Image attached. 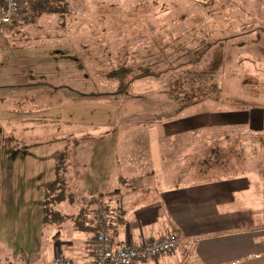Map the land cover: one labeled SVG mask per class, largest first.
<instances>
[{
  "label": "crops",
  "instance_id": "0c3cea01",
  "mask_svg": "<svg viewBox=\"0 0 264 264\" xmlns=\"http://www.w3.org/2000/svg\"><path fill=\"white\" fill-rule=\"evenodd\" d=\"M128 1L70 0L66 11L45 13L35 22L21 25L20 33L24 36L29 35L32 28L29 25L33 24L35 34L44 38L41 43L24 44L27 55L29 51L35 52V60L8 66L16 68L9 70V76L19 74L23 80L5 82L0 87L23 92V99L16 102L9 96L10 104L2 110L6 115L3 120L16 125L15 128L20 126L24 136L31 139L25 144L28 146L42 144L40 134L45 131L57 134L53 140L61 141L65 150L80 138L92 142L94 153L84 159L85 178L90 186H83V191L89 194H101L109 185L117 187L114 179L121 177L123 164H128L132 179L149 170L152 179L145 183L134 182V186L129 184L123 191L116 188L120 193L112 198L117 202L120 217L110 222L109 233L114 245L125 238L139 244L146 239L172 236L177 247L155 261L135 264H264V167L246 165L251 160L246 158L251 146L259 143L264 148V72L259 79L260 104L236 102L229 94L223 95L219 86L218 97L199 93L200 97H189L192 102L186 106L181 102V108L187 109L181 110L175 119L162 117L161 122L153 118L146 125L138 123L140 130L148 131L145 150L140 147L138 131V145L134 141L122 146L119 131L128 121L114 113L120 107L116 100H122L136 81L149 84L162 79L145 75L131 81L124 91L102 89L109 86L110 76H104L105 80L101 77L108 65L120 66L125 62L132 68L138 65L130 53L138 49L135 46L138 35L128 32L132 26L128 25L132 20ZM148 57L150 62L146 61V65H155L156 60L151 59L156 56ZM112 78L114 83L116 79ZM137 95L140 99L146 94L134 96ZM171 107L158 114L174 115ZM109 118H113L112 124L108 123ZM116 132V151L110 160L103 158L106 138ZM182 137L191 143L184 154L180 151ZM217 148L222 151L220 157L225 165L205 169L201 163ZM233 148L240 150L239 154L232 153ZM20 159L21 171H35L31 173L33 182L44 173L42 158ZM66 160V169H71L70 158ZM175 161L179 163V169H174L177 172L159 166ZM233 164L235 169L228 170ZM58 168L55 163L53 179ZM186 170L191 171L189 175ZM46 171L50 178V166ZM100 199L101 204L104 199ZM75 228L74 223L68 235L59 231L53 234L49 264H53V256L59 249L70 264H92L94 232L88 236ZM20 264L34 262L30 259Z\"/></svg>",
  "mask_w": 264,
  "mask_h": 264
},
{
  "label": "rangeland",
  "instance_id": "374dc122",
  "mask_svg": "<svg viewBox=\"0 0 264 264\" xmlns=\"http://www.w3.org/2000/svg\"><path fill=\"white\" fill-rule=\"evenodd\" d=\"M128 4L132 10L130 13L132 20L128 23L132 26L130 25L128 32L133 31L138 35L135 41L138 49L130 52L134 61L138 62V65L133 67V73L138 74L146 69L148 67L146 61L150 62L149 54H154L156 57L151 60H156V66L153 67L160 73L162 79L149 84L136 81L125 91L122 99L124 104L122 100H116L120 107L114 113L117 116L122 115L123 119L126 118L128 121L121 125L122 130L119 131L123 136L122 146L134 141L138 145L136 141L138 131L139 141L142 143L140 147L145 150L149 139L148 131L140 130L137 127L138 123L146 125L147 121L151 122L153 118L161 122L162 117L175 119L179 117L181 110L187 109L181 108V102L186 106L192 102L189 97H200L199 93L218 97L219 86L223 95L229 94L236 102H260L259 79L262 76L260 73L264 72V68L260 67L264 65V0H129ZM29 26L32 28L29 29L27 36L20 33V29L0 33L1 86H4L5 82L19 83L23 80L19 74L9 76V70H16L8 67L9 65L24 64L26 61L29 64L36 59L33 51H29L27 55L24 44L41 43L40 39L44 36H37L33 24ZM105 53L108 52L101 54ZM117 66L108 65L103 71L105 74L101 77L104 80V76H110L107 80L110 87L102 88L103 90L116 91L117 83L116 80L113 83L110 72L118 68ZM169 68H173L172 72H167ZM136 93L146 95L138 99L140 95L134 96ZM10 95L13 101L17 102L23 99V92L0 87V264H20L30 259L34 264H49L55 232L68 235L76 223L73 218L85 209L96 208L101 197L104 199L103 203L108 202L112 206H116L117 202L112 198L114 195L101 196L98 192L93 195L83 191V186H90V181L85 178L87 165L84 159L91 158V153H94L92 142H85L87 138H80L69 150H65L61 141L53 140L57 134L45 131L44 134H40L43 135L42 144L25 145L31 139L24 136L20 126L15 128L16 125H10L3 120L6 115L2 114V110L10 104L8 102ZM111 101L114 102V99ZM169 104L173 105L174 115H159L163 109L171 110ZM108 123L112 124L113 118H109ZM117 134L116 132L114 136L108 135L106 138L108 141H105L103 158L110 160L114 155ZM183 140L181 149L180 146L178 148L184 154L191 147V143L187 142L186 138ZM263 150L259 143L258 146H251L246 152V158L251 160L246 165L264 167ZM231 151L235 153L240 150L233 148ZM20 158H42L44 173L33 182L32 174L35 171H30L32 174L21 171L23 163ZM66 158H70L71 162L69 164L71 169L68 170ZM55 163L56 166L59 165L65 198L63 201L55 202L52 195L59 194L61 189L57 187L51 190L49 210L50 214L58 211L65 218L47 223L43 217L42 192L45 187L43 184H49L55 179L52 178ZM178 165L179 163L175 161L159 166L165 167V170H169L170 167L173 172H177L174 169L176 167L179 169ZM48 166L51 168L50 178L46 176ZM144 166L146 167L147 163ZM233 168L234 164L227 167L231 171ZM38 171H41L40 166ZM186 171L188 175L191 172ZM119 172L121 177L112 180L117 181V187L121 191L129 188V184L134 186V182L143 184L144 181L152 179L149 170H143L141 176L132 179L134 175L128 164H123ZM117 187L109 185L108 190L101 194L112 192ZM92 217L93 214L86 211L84 220ZM77 232L91 235L89 231Z\"/></svg>",
  "mask_w": 264,
  "mask_h": 264
},
{
  "label": "trees",
  "instance_id": "16d2710c",
  "mask_svg": "<svg viewBox=\"0 0 264 264\" xmlns=\"http://www.w3.org/2000/svg\"><path fill=\"white\" fill-rule=\"evenodd\" d=\"M68 2H70V0H27L25 1V5H26L25 8L21 11L22 18L17 19L13 17L11 21L6 24L0 23V33L4 31H8V30L18 31L21 25L35 22L36 18L38 16H41L42 14L57 12L60 10L61 11L67 10L68 4H69ZM61 6L62 8L60 9ZM2 8H4V3L2 0H0V10ZM245 32H248V31H245ZM224 39H227V38H224ZM153 66H156V64L151 65L150 67L148 66L146 69L141 70L138 74H134L133 73L134 69L125 62L123 65L118 66V68L111 70L110 75L116 79V83H117L116 90L124 91L125 89L128 88L131 81L139 77L145 76V75H152L155 77H159L160 73L156 72V68H154ZM172 70L173 68H169L167 72H172ZM252 103H255V101H253ZM221 152L222 151L219 148H217L216 150H213L212 152L208 154V159H206L203 163H201V165L205 166V169H208L212 166L219 167V166L225 165V161L223 160L222 157H220ZM57 187H59V189L61 190L59 191V194L52 195V199L55 200V202L63 201L65 198V190L63 186L61 185L60 174L58 171H57V176L55 177V179L49 184H46L43 190V199H42L43 217H44V221L47 223L58 222V220L65 218V216L62 214H59L58 211H56L55 214H50V210H49L50 197H51L50 191L56 189ZM116 193H120V190L116 189L113 192L100 194V195L109 196V195H113ZM104 204L109 207L110 222L112 223L114 219H116L117 217H120V214L118 213V207L114 205L112 206L108 202L101 203V204L99 203L98 207ZM97 208L85 209L82 211L80 215H78L77 217H74L73 219L76 222L75 229L81 232H84V231L94 232L98 228V226L93 224L94 221L92 218L88 220H84V217H85L86 211L93 214V212Z\"/></svg>",
  "mask_w": 264,
  "mask_h": 264
},
{
  "label": "built area",
  "instance_id": "2783aa9c",
  "mask_svg": "<svg viewBox=\"0 0 264 264\" xmlns=\"http://www.w3.org/2000/svg\"><path fill=\"white\" fill-rule=\"evenodd\" d=\"M4 8L0 10V23L6 24L14 18H21L25 0H2ZM93 221L98 228L93 234L92 264H135L147 260H157L166 252L177 247L172 236L159 239H146L135 244L130 239H122L114 245L109 233L110 213L107 205H101L93 212ZM53 264H70L59 249L53 256Z\"/></svg>",
  "mask_w": 264,
  "mask_h": 264
}]
</instances>
